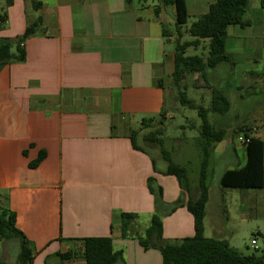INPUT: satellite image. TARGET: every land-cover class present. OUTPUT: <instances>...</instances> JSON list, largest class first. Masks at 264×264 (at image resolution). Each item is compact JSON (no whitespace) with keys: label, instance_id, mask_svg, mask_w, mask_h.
Segmentation results:
<instances>
[{"label":"crops","instance_id":"1","mask_svg":"<svg viewBox=\"0 0 264 264\" xmlns=\"http://www.w3.org/2000/svg\"><path fill=\"white\" fill-rule=\"evenodd\" d=\"M216 1L186 0L188 13L199 17ZM168 7L136 0H0V45L10 43L12 53L27 28L41 21L21 41L25 59L0 66V206L16 214L33 264H85L83 240L99 237L112 238L124 264L163 263L159 250H146L139 241L155 213L148 180L162 188L167 203L183 191L176 177L162 173L166 161L158 166L154 148L143 146L140 134L144 120L165 109L174 71L175 48L167 45L175 43L163 15ZM246 19L249 25L227 30L232 64L210 71L208 80L220 87L218 74L227 70L238 91L246 84L253 90L258 81L264 98L261 0L250 1ZM252 118L250 136L264 144V102ZM135 133L144 150L134 148ZM215 151L231 152L237 163L221 173L217 190L209 186L205 236L240 252L235 242L241 229L257 225L264 237V188L222 187L224 172L244 166L247 156L244 145L226 140ZM244 192L236 202L234 193ZM124 213L138 216L127 238ZM194 235L186 206L163 219L166 242ZM72 252L70 260L60 256Z\"/></svg>","mask_w":264,"mask_h":264},{"label":"trees","instance_id":"2","mask_svg":"<svg viewBox=\"0 0 264 264\" xmlns=\"http://www.w3.org/2000/svg\"><path fill=\"white\" fill-rule=\"evenodd\" d=\"M251 0H217L211 4L206 14L199 16L189 28L187 34L191 40L181 42L176 40L174 53V71L172 81L178 93L179 103L186 108L196 111L201 119L199 148L202 153L200 193L192 197V187L189 182L185 167L174 162L172 154L164 148V134L162 127L143 135L144 142L158 145L161 154L167 163L164 175L174 176L183 191L180 197L167 203L163 199V190L154 179L148 180L150 192L155 198V213L144 235L139 236V241L144 249H157L162 255V264H264V253L261 255H243L232 248L227 241L207 238L205 236L206 207L209 201L208 167L216 146L227 138L225 128H217L209 119L210 113L227 115L232 103L227 91L219 86H211L212 100L209 107L196 104L187 94L186 79L191 74H199L204 82L209 83L208 73L217 69L222 64H232V57L226 51L227 30L232 25L247 26L246 19L248 4ZM163 6H171L175 10V28L180 38L182 30L187 25L190 15L186 0H161ZM264 7V0H261ZM39 8V3H34ZM159 13V9H157ZM0 27L3 20L0 21ZM40 19L29 26L22 38L17 43L16 53H12V45L4 42L0 45V66L25 59V51L21 41L36 33ZM166 33L173 34L166 29ZM166 36H168L166 34ZM208 42V53L188 55V50L197 51L200 46ZM165 109L159 117L144 120L143 129H151L153 124L161 117L164 118ZM162 118V119H163ZM159 124L164 125L163 120ZM241 127L245 138L249 140L245 146L247 162L244 166L229 169L224 172L220 183L224 188L235 190L263 189L264 188V144L261 140L250 136L252 129L248 126ZM139 134L132 137L133 146L137 150H144L138 145ZM157 171V169H156ZM187 199V200H186ZM186 206L194 218L195 235L184 238L176 243L166 242L163 238V219L171 215L178 208ZM165 209V210H164ZM164 210V211H163ZM163 211V214L160 212ZM166 214V216L164 215ZM136 214L122 215V236L127 238L132 221ZM0 240H16L20 244V252L13 264H33L34 254L31 244L25 234L17 227L16 214L0 206ZM85 264H124L122 251L114 249L110 237L87 238L81 245ZM63 260H70L74 252L60 255ZM0 264H12L0 259Z\"/></svg>","mask_w":264,"mask_h":264},{"label":"rangeland","instance_id":"3","mask_svg":"<svg viewBox=\"0 0 264 264\" xmlns=\"http://www.w3.org/2000/svg\"><path fill=\"white\" fill-rule=\"evenodd\" d=\"M146 3L150 7L161 5L160 0H136V2ZM190 2L194 0H188ZM198 1V0H195ZM193 13V12H192ZM188 20L187 25L182 30L183 37L180 38L175 28V10L174 8L164 9V19L166 21L167 29L173 34V40L176 44V40L180 39L181 42L191 40V37L187 34V28L190 27L198 15L192 14ZM168 49H174V45L168 43ZM208 42H204L200 48L195 51L194 49L188 50V55L208 53ZM227 66L226 64H224ZM225 70V69H224ZM221 82L218 85L227 89L228 97L232 103L230 112L222 116L216 113H210L209 119L217 128H225L228 131L226 141H231V146L236 147L240 145V136H245L240 128H246L248 126L251 129L254 127V121L252 118L253 112L260 107V104L264 102L263 95L261 94V84L256 81L252 83L253 90L248 88V85L238 91V82L236 78H233L229 71H220L217 77ZM168 90L166 96V106L164 112V118L161 117L153 124L151 129L143 130L140 134L141 143L146 148L150 147L149 143L143 141L142 137L144 134L162 127L165 131L164 134V148L169 150L172 154V158L175 163L183 166L187 170L190 185L192 187V197H198L200 193V176H201V164H202V153L199 148L200 141V125L201 119L196 111L189 108L183 107L177 97L178 93L174 87L172 78L167 80ZM187 94L194 100L196 104L202 105L207 108L212 100L211 86L201 78L199 74H191L186 79ZM159 117V116H157ZM164 121V125H160V120ZM143 141V142H142ZM242 146V144H241ZM154 150L151 152L158 160V166H162L165 162L160 147L158 145H152ZM243 153H238V158L242 161ZM164 160V161H163ZM237 163L232 153H227L225 156L220 155L219 152L215 151L212 154L211 161L208 167V185L212 190H217L219 184V177L221 173L227 169L233 167ZM166 165V162H165ZM237 199L236 202L241 201V194L234 193ZM165 210V209H164ZM163 210V211H164ZM163 211L160 214H163ZM166 216V214H164ZM165 218V217H164ZM258 231L263 233V228L257 225L243 228L239 231V236L236 238L235 245L240 248V252L243 255L249 256L253 254L261 255L264 253V237H262ZM207 235H211V229L208 228ZM257 241V246L252 244V241ZM177 241L172 240L170 243H176ZM20 252V244L16 240H0V259L8 262L15 263L17 255Z\"/></svg>","mask_w":264,"mask_h":264},{"label":"built area","instance_id":"4","mask_svg":"<svg viewBox=\"0 0 264 264\" xmlns=\"http://www.w3.org/2000/svg\"><path fill=\"white\" fill-rule=\"evenodd\" d=\"M253 131H256V128H254ZM240 142H241L242 145L246 146V145L248 144L249 140L246 139L245 136H243V137H240ZM252 244H253V245H256V241L253 240V241H252Z\"/></svg>","mask_w":264,"mask_h":264}]
</instances>
